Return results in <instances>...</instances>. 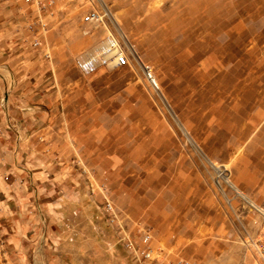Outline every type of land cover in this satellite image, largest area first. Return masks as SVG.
Wrapping results in <instances>:
<instances>
[{"label":"rangeland","instance_id":"rangeland-1","mask_svg":"<svg viewBox=\"0 0 264 264\" xmlns=\"http://www.w3.org/2000/svg\"><path fill=\"white\" fill-rule=\"evenodd\" d=\"M41 1L26 3L28 25L63 99L76 181L61 200L29 188L34 208L17 210L37 219L0 235V264H134L119 236L142 231L164 261L261 264L264 0ZM90 9L98 23L83 22ZM173 22L177 47L158 57L153 33ZM107 44L127 65L79 66Z\"/></svg>","mask_w":264,"mask_h":264},{"label":"crops","instance_id":"crops-1","mask_svg":"<svg viewBox=\"0 0 264 264\" xmlns=\"http://www.w3.org/2000/svg\"><path fill=\"white\" fill-rule=\"evenodd\" d=\"M32 18L34 11L23 0H0V197L4 198H0V235L4 238L21 228L23 218L37 219L30 211L17 210L20 206L26 210L29 188L61 200L76 181L67 159L63 99L43 48L33 44L38 39L28 25Z\"/></svg>","mask_w":264,"mask_h":264},{"label":"built area","instance_id":"built-area-1","mask_svg":"<svg viewBox=\"0 0 264 264\" xmlns=\"http://www.w3.org/2000/svg\"><path fill=\"white\" fill-rule=\"evenodd\" d=\"M25 3H32L36 6L42 2L41 0H23ZM55 0H45L46 4H53ZM85 23H98L101 18L100 14L96 9H90L82 18ZM31 28V27H29ZM109 44L114 41L111 37H108ZM34 45H38V40H33ZM104 45L103 48L95 49L91 53H86L87 55L82 56L79 66L86 69L90 64H112L114 66H124L127 65L128 59L124 53H117L115 49L111 48L110 45ZM110 64V65H111ZM103 211L109 221L113 223L116 219L113 208L109 200L105 197L103 202ZM119 241L124 248V250L129 255L130 259L134 264H151L155 262L156 264H182L176 260L164 261L162 255L159 253L158 249L150 246V234L147 231H142L139 240L128 235L119 236ZM260 263L264 264V243H260L257 248Z\"/></svg>","mask_w":264,"mask_h":264},{"label":"bare ground","instance_id":"bare-ground-1","mask_svg":"<svg viewBox=\"0 0 264 264\" xmlns=\"http://www.w3.org/2000/svg\"><path fill=\"white\" fill-rule=\"evenodd\" d=\"M206 11V10H205ZM169 15V14H168ZM152 17V16H151ZM165 17V16H164ZM194 17V16H193ZM176 18V17H175ZM161 19V18H160ZM168 19V18H167ZM174 19V18H173ZM171 21V19H170ZM169 21V22H170ZM155 22V21H154ZM172 22V21H171ZM175 22H173L172 24H163L161 26V28L156 31L155 33H153V35L155 37H157V39L155 41H152L149 43L151 49L150 52L152 51L153 53H158V57H165L167 56V52H170L169 50H173L176 49V36L171 37L172 35H176V25H174ZM179 24V23H178ZM177 24V25H178ZM195 24V23H194ZM204 26V25H203ZM188 27V26H187ZM158 28V27H157ZM210 28V27H209ZM182 27L180 28L181 31ZM217 30V29H216ZM215 30V31H216ZM222 30V29H221ZM155 31V30H154ZM150 34V33H149ZM148 34V35H149ZM146 35V34H144ZM195 37V36H194ZM239 37V36H238ZM145 39V37H143ZM145 41V40H144ZM192 41V40H191ZM146 42V41H145ZM184 43V42H183ZM196 43V42H195ZM186 44V42H185ZM199 44V43H198ZM197 45V44H196ZM195 45V46H196ZM237 45V44H236ZM188 46V45H187ZM199 46V45H197ZM149 47V46H148ZM221 48V47H220ZM212 49V48H211ZM149 51V50H148ZM147 51V52H148ZM192 51V50H191ZM181 52V51H180ZM185 52V51H183ZM146 53V52H145ZM178 53V52H177ZM154 54V55H155ZM179 54V53H178ZM182 54V53H181ZM184 54V53H183ZM175 55V54H174ZM177 55V54H176ZM186 56V55H185ZM151 57V56H149ZM205 57V56H204ZM218 57V56H217ZM189 58V57H188ZM191 58V57H190ZM193 58V57H192ZM187 60V59H186ZM151 62V61H150ZM155 63V62H154ZM186 63V62H185ZM200 63V62H199ZM172 64V63H171ZM189 64V63H188ZM154 65V64H153ZM187 65V64H185ZM182 69V67H181ZM184 69V68H183ZM165 71V70H164ZM173 71V70H172ZM161 74V73H160ZM187 74V72H186ZM200 74V73H199ZM189 75V74H188ZM169 76V75H168ZM148 77L151 79V82H153L156 86L158 85L157 79L156 77L151 74L150 72L148 73ZM175 78V77H174ZM184 78V77H183ZM187 78V76L185 77ZM182 79V78H181ZM192 80V79H191ZM188 81V80H187ZM174 82V81H173ZM195 82V81H194ZM187 83V82H186ZM190 83V82H189ZM179 84V83H178ZM190 86V85H189ZM181 87V86H179ZM175 88V87H174ZM178 88V87H177ZM171 90V89H170ZM180 91V90H179ZM191 91V90H190ZM170 92V91H169ZM187 92V91H186ZM186 94V93H185ZM184 94V95H185ZM175 95V94H174ZM184 97V96H183ZM182 103V102H181ZM116 127V126H115ZM264 213V212H263Z\"/></svg>","mask_w":264,"mask_h":264}]
</instances>
